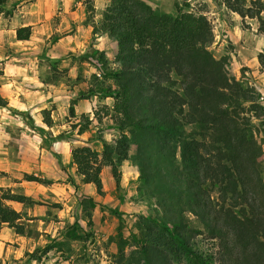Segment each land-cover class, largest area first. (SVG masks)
I'll return each mask as SVG.
<instances>
[{
  "label": "trees",
  "instance_id": "1",
  "mask_svg": "<svg viewBox=\"0 0 264 264\" xmlns=\"http://www.w3.org/2000/svg\"><path fill=\"white\" fill-rule=\"evenodd\" d=\"M224 5L242 18L257 17L264 33V0ZM96 31L116 42L121 67L102 69L115 88L89 92L113 98L121 136L104 143L101 154L74 147L72 162L81 182L101 194L102 166L115 177L133 147L142 188L161 211L139 218L133 247L126 253L122 241L117 264H264V106L260 94L231 73L228 57L211 52L210 20L193 12L160 13L143 0H110ZM30 33V26L20 27L16 38ZM257 58L264 67V51ZM11 202L33 201L0 186V226L23 234Z\"/></svg>",
  "mask_w": 264,
  "mask_h": 264
},
{
  "label": "rangeland",
  "instance_id": "2",
  "mask_svg": "<svg viewBox=\"0 0 264 264\" xmlns=\"http://www.w3.org/2000/svg\"><path fill=\"white\" fill-rule=\"evenodd\" d=\"M109 1L0 0V95L6 101L0 107V186L33 201L10 203L20 212L24 233L0 226V264H117L122 241L126 253L131 249L139 218L161 214L139 181L133 147L117 164L115 177L110 166H102L101 194L93 184L81 182L71 159L76 146L101 154L104 143L121 136L113 98L89 92L115 88L102 69L121 67L116 42L108 33L102 40L96 31ZM143 1L160 13L207 16L214 34L211 52L216 58L227 56L234 77L257 92V78L246 68L233 70L231 42L215 45L216 31L223 34L218 20L229 24L224 0ZM251 1L245 0V6ZM25 26L31 33L18 40L16 31ZM262 148L264 166V144ZM25 174L46 182L26 181ZM188 218L201 228L194 217ZM197 242L206 246L200 238Z\"/></svg>",
  "mask_w": 264,
  "mask_h": 264
},
{
  "label": "crops",
  "instance_id": "3",
  "mask_svg": "<svg viewBox=\"0 0 264 264\" xmlns=\"http://www.w3.org/2000/svg\"><path fill=\"white\" fill-rule=\"evenodd\" d=\"M226 17L229 18V24H222V20H218L221 27L222 35L216 31V46H222L226 40L231 42L230 58L233 70L239 71L246 68L250 76L257 78V92L264 99V71L258 62L257 55L264 47V36L259 33L258 22L254 18H242L237 13L229 10ZM241 25L248 26L244 29ZM218 29V28H217ZM100 38H105L106 34L99 33ZM103 42V41H102ZM261 69V70H260ZM264 105V100L262 101Z\"/></svg>",
  "mask_w": 264,
  "mask_h": 264
}]
</instances>
